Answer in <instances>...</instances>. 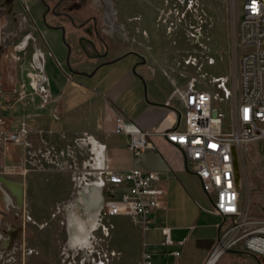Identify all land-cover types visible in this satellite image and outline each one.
Returning a JSON list of instances; mask_svg holds the SVG:
<instances>
[{
	"label": "rangeland",
	"instance_id": "1",
	"mask_svg": "<svg viewBox=\"0 0 264 264\" xmlns=\"http://www.w3.org/2000/svg\"><path fill=\"white\" fill-rule=\"evenodd\" d=\"M97 3L107 16L106 32L115 34L111 43L120 44L122 52L132 49L142 54L163 84L182 92L189 88L210 91L214 106L227 117L232 115L239 100L242 50L237 30L239 15L243 17L242 1ZM40 9L37 0H0V75L6 80L18 82L24 69L40 73L35 62L43 47L37 25ZM48 73L51 75L49 68ZM41 134L33 146H25L22 165L5 170L10 179L24 184L25 193L20 198L23 207L19 215L13 218L11 213L3 218L15 221L13 225L19 229L15 233L0 229L5 237H13L12 252L0 243V264H119L121 241L128 226L114 224L112 217L101 220L99 216L102 226L94 233L92 251L71 242L76 233L72 202L79 190L97 180L93 162L97 152L90 143L76 140L63 146L51 144L41 139ZM30 157L31 164L26 162ZM242 157V206L248 208L249 216L260 217L264 215V139L250 142ZM19 169L24 171L22 175L11 173ZM226 253L225 258L234 260L218 264H246L243 251L231 248Z\"/></svg>",
	"mask_w": 264,
	"mask_h": 264
},
{
	"label": "crops",
	"instance_id": "2",
	"mask_svg": "<svg viewBox=\"0 0 264 264\" xmlns=\"http://www.w3.org/2000/svg\"><path fill=\"white\" fill-rule=\"evenodd\" d=\"M39 35L43 47L35 62L40 73L24 69L18 82L3 76L0 99L5 129L25 128L32 146L39 133L48 143L63 146L88 132L106 146L104 159L109 169L139 168L158 174L157 185L164 191L163 206L154 212L150 229L123 215L112 217L114 224L128 226L121 241L119 264H142L144 252L152 254L155 264H206L218 243L222 218L212 212V198L203 190L194 167L187 165L181 148L162 133L183 127V92L161 83L138 52H122L120 44L111 43L115 34L102 32L110 43L111 56H120L116 61L93 72L96 63L82 66L80 56L75 54L73 67L86 74L69 70L61 49L55 43L50 48L44 34ZM119 117L152 130V146L136 154L130 147V137L117 132ZM25 151L21 143L0 142V173L8 166H21ZM101 160L102 155L98 162ZM165 228H170L172 243L165 242ZM244 253L246 264H259L255 256ZM225 255L217 261L234 260Z\"/></svg>",
	"mask_w": 264,
	"mask_h": 264
},
{
	"label": "built area",
	"instance_id": "3",
	"mask_svg": "<svg viewBox=\"0 0 264 264\" xmlns=\"http://www.w3.org/2000/svg\"><path fill=\"white\" fill-rule=\"evenodd\" d=\"M240 1L244 5L237 30L242 50L239 100L232 115L227 117L221 108L214 106L210 91L189 88L183 92V127L162 132L181 148L187 165L194 167L203 190L212 198V212L222 218L218 224V243L206 264L218 250H222V256L231 248L252 254L259 264H264V215L249 216L248 208L242 206V153L250 142L264 139V0ZM2 91L3 76L0 75V93ZM2 106L0 99V142L30 146L25 128L5 129ZM117 132L130 137V147L136 154L152 146L153 131L144 130L133 121L119 117ZM76 141L90 143L96 152L98 147L102 155L101 163L93 161L94 175L103 191L101 220L123 215L150 229L154 212L163 206L164 191L157 185L158 174L139 168L109 169L104 159V144L88 132L82 133ZM26 162L33 163L32 157ZM165 232V242L172 243L170 228H165ZM175 254L178 256L180 252ZM142 264H155L150 252L143 253Z\"/></svg>",
	"mask_w": 264,
	"mask_h": 264
},
{
	"label": "flooded vegetation",
	"instance_id": "4",
	"mask_svg": "<svg viewBox=\"0 0 264 264\" xmlns=\"http://www.w3.org/2000/svg\"><path fill=\"white\" fill-rule=\"evenodd\" d=\"M37 1L41 6L37 18L38 33L44 34L43 37L45 36L44 39L50 48L55 43L61 49L64 64L69 70L86 74L85 71L73 67L72 60H74L75 54L80 56L82 66L95 62L93 72L120 58V56H111L110 43L102 35V32H106L108 27L105 23L107 16L102 7L98 8L97 0ZM128 52L137 53L132 49ZM138 54L141 61L146 62L144 56L139 52ZM6 173L8 172L0 173V229L6 233H15L19 226L13 224L17 223L12 220L3 221V218L11 213L13 218H16L19 215L18 210L22 209L23 205H19L21 197L16 196L10 188L9 181L15 180L10 179ZM11 173L22 175L24 171L19 169ZM2 224H4V228H2ZM12 242L13 237H5L0 230L1 246L10 250Z\"/></svg>",
	"mask_w": 264,
	"mask_h": 264
},
{
	"label": "bare ground",
	"instance_id": "5",
	"mask_svg": "<svg viewBox=\"0 0 264 264\" xmlns=\"http://www.w3.org/2000/svg\"><path fill=\"white\" fill-rule=\"evenodd\" d=\"M97 159H101L99 148L97 149ZM9 184L16 196L22 197L24 195L25 187L23 183L9 181ZM72 203L74 205L72 219L75 223L76 233L71 242L78 248L87 249L90 252L93 249L94 233L100 230L102 226V223L99 221V214L103 204L101 183L97 180L89 184L88 187L79 190ZM221 253L222 250H218L210 258L208 264H215ZM101 264L104 263L102 262Z\"/></svg>",
	"mask_w": 264,
	"mask_h": 264
}]
</instances>
